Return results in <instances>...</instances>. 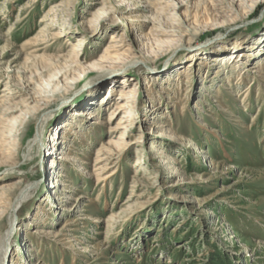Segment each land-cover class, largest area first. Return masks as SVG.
Wrapping results in <instances>:
<instances>
[{
    "label": "rangeland",
    "instance_id": "obj_1",
    "mask_svg": "<svg viewBox=\"0 0 264 264\" xmlns=\"http://www.w3.org/2000/svg\"><path fill=\"white\" fill-rule=\"evenodd\" d=\"M112 37L116 63L82 76L70 67L17 123L3 109L26 92L0 91L7 264H264V0H0V88L9 75L38 95L76 44L81 62L100 61ZM125 85L136 114L123 153L98 172ZM96 106L89 124L83 112ZM64 189L78 202H59Z\"/></svg>",
    "mask_w": 264,
    "mask_h": 264
},
{
    "label": "bare ground",
    "instance_id": "obj_2",
    "mask_svg": "<svg viewBox=\"0 0 264 264\" xmlns=\"http://www.w3.org/2000/svg\"><path fill=\"white\" fill-rule=\"evenodd\" d=\"M48 15H50V14H48ZM47 18L48 17L45 16V18L42 20V22L47 21ZM76 47H77V49H79L80 45L76 44ZM77 49L72 48V52L70 53L71 58H69L70 62L68 65L57 67L55 69V71L52 72L51 75H48V77H46V79L43 78L44 80L42 79V81H43L42 88L43 89L41 90V93H39L38 95H36L35 93L33 94L32 92H28L24 87H18L19 85L13 84L11 81H9L10 80L9 75L4 76V79H8V80H2V83H1L2 85H1L0 91L3 92V94L1 95L2 99H6L10 94L11 95L12 94L13 95L18 94L19 92H17V90H16L17 88L24 90V92H26V94H27V96L24 98L23 104H22V102H21V104L8 103V106H6L3 109L6 112V116H7V114L11 116L8 119V122L17 123L22 118V116L25 114V110L27 111L28 109H30L29 108L30 106L28 107V105L30 103L37 104L39 101H45L47 99V96H45L44 94L54 93L57 89H60L61 85H63L64 83H66L68 81L67 75L69 73L67 71L69 70L70 67H72V66L74 67L77 65L80 66L81 67L80 69H82V70H81V73L79 72V74H80V76H82L87 71H91L94 69L95 70L101 69V68H104L106 65L116 63L117 60L119 59V56L121 55L120 53H118V47H117V44H115L113 37L110 39V45H109L107 51L105 52L103 58L100 61L89 60V61H86L84 63L81 62L80 59L84 58V55L80 53L81 49L80 50H77ZM234 55L237 56V53ZM132 63L135 64L134 61ZM241 63H244V61H241L240 64ZM247 65L248 64H246V67H247ZM243 68H245V65L243 66ZM247 68H248L249 72L254 71L252 67H247ZM72 70H71V73H73ZM7 72H9V71H6V73ZM115 86L113 85V88ZM113 88H111V89H113ZM136 95H137V93H136L134 86L125 85L124 87H121L120 89H118V95H117L116 99H114L115 101H114L112 107L108 111L109 112V116L107 118L108 123H106V128L108 131L107 132V140L103 141L101 143V148L97 152L96 157H95V163L100 164V167H98V169H97L98 172H102V170L108 164L109 165L113 164L114 161L117 160L116 159L117 155H121L123 153V149L125 148L124 146L126 145L125 138H126V135L130 129V126H131L130 125V122H131L130 119L135 117V114H136L135 110H137V101H136L137 96ZM23 108L25 110H22ZM100 109H101L100 107L96 106V107L89 108L86 112H83L84 115H87L86 118H87L89 124H90V121L92 119H95L97 117V111H99ZM156 110H159V108L152 109V111H156ZM147 115H148V118L145 120V122L149 121V116H151V114H149V113ZM117 118L119 119V122L116 125L115 124L113 125V121L116 120ZM139 121H141V120H139ZM120 122H121V126H120ZM96 124H101V121H98ZM200 126H204V125L200 124ZM155 127H156V125H155ZM138 137H139V135L136 136V138H138ZM81 138H82V136H81ZM38 142H39V135L36 134L34 136V138H32L29 141V143L26 145V152H29L33 148H34V150L37 149L39 146L37 144ZM57 142H58L57 139L55 137H53L51 142H49L45 146H41L42 147L41 148L42 156L43 157L45 156L46 158L49 156L53 157L52 156L53 152H51L52 147L56 146ZM135 142H136V140L133 141V143H135ZM202 158H204V157H202ZM62 160L69 162V161L74 160V159L68 154V155H65L62 158ZM61 178H63V175L57 176L54 179V182H52V185H50L49 190H51V188L55 189V188L59 187L60 185H63V181ZM0 182H1V179H0ZM18 182L19 181L17 180L16 183H18ZM5 188H8V187H6L5 185L0 186V192H2L3 189H5ZM30 189H31V186H25V187L21 188L19 194L16 195L15 199H13L12 204L9 203L10 204V213L13 212L17 206H19L21 203H23V202H25V200H27L28 194H29L28 191ZM67 192L68 191L65 189L62 190V194L64 196H60L57 200L59 202H61V199H64V201H65V199H68V200L73 201L74 203H77L78 198L68 196L67 194H65ZM1 199L2 198H0V200ZM64 201H62V202H64ZM190 202L191 201H189V203ZM72 205H70V207H72ZM12 227L13 226L10 222L9 228L7 230H5V232L3 234L0 235V264H7L8 258L11 255V254H8V250L10 247L9 236H10ZM39 234L42 237H46L43 234V232H41V231ZM18 257L21 260V257L19 255H18Z\"/></svg>",
    "mask_w": 264,
    "mask_h": 264
}]
</instances>
